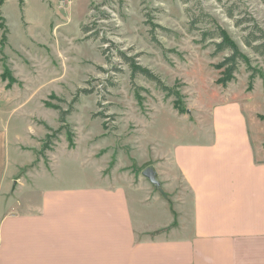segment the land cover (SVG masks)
I'll return each instance as SVG.
<instances>
[{
	"label": "rangeland",
	"instance_id": "obj_1",
	"mask_svg": "<svg viewBox=\"0 0 264 264\" xmlns=\"http://www.w3.org/2000/svg\"><path fill=\"white\" fill-rule=\"evenodd\" d=\"M228 9L238 18L254 16L264 29V0H4L0 117L12 120L17 145L29 150L23 164L33 153L48 164L47 155L59 147V155L76 150L109 170L140 171L155 149L197 139L191 122L198 121V101L210 106L222 97L215 65L228 54L213 55L214 46L201 43L199 28H214L204 22L192 28L202 11L252 58L258 71L252 90L244 63L226 90L245 84L247 110L264 120V60L245 44L247 31ZM85 24L92 27L86 34ZM120 51L179 94H168L142 74L132 79ZM57 107L68 111L65 126ZM251 122L263 135L264 121Z\"/></svg>",
	"mask_w": 264,
	"mask_h": 264
},
{
	"label": "crops",
	"instance_id": "obj_2",
	"mask_svg": "<svg viewBox=\"0 0 264 264\" xmlns=\"http://www.w3.org/2000/svg\"><path fill=\"white\" fill-rule=\"evenodd\" d=\"M226 89L197 139L153 151L161 189L76 150L23 164L0 117V264H264V120Z\"/></svg>",
	"mask_w": 264,
	"mask_h": 264
},
{
	"label": "trees",
	"instance_id": "obj_3",
	"mask_svg": "<svg viewBox=\"0 0 264 264\" xmlns=\"http://www.w3.org/2000/svg\"><path fill=\"white\" fill-rule=\"evenodd\" d=\"M4 0H0V6L3 4ZM228 14L231 18L235 19V23L237 26L243 27V30L247 31V35L244 37L245 44L252 48L258 55H260L264 60V29L259 25L257 20L254 16H244L238 18L234 13L233 9H228ZM194 17H196L194 15ZM204 22L207 25L213 24V29H201V43L209 42L214 46L213 55H217L219 53L228 52L227 55L224 56L223 60L220 63L216 64L215 67L221 70V77L218 80V83L222 86L226 87L228 83L236 79V73L239 69L241 63H244L248 70L250 71V85L249 89L252 90L254 78L256 77L257 68L254 67L252 58L246 54L238 43L232 38V36L228 33V31L221 27V25L215 22L211 16L202 11L201 15L193 20L192 28H196V24ZM91 25H84L83 30L86 33L91 31ZM155 40H157L155 38ZM107 42V39L105 40ZM208 43V44H209ZM120 55L125 59V61L129 64L131 68V78L135 79L138 74L144 75L147 79L154 81L160 88L164 91H167L168 94L173 93V89L166 85L160 75H158L154 70L151 68L142 65L136 59L135 56H127L126 53L120 51ZM175 95L179 93L176 91L174 92ZM60 111V120L65 126L66 124V115L68 111H64L60 107H57ZM181 110H184L181 109ZM49 137V136H48ZM70 144L73 145V140H69ZM49 144L45 143L44 150L48 148Z\"/></svg>",
	"mask_w": 264,
	"mask_h": 264
},
{
	"label": "water",
	"instance_id": "obj_4",
	"mask_svg": "<svg viewBox=\"0 0 264 264\" xmlns=\"http://www.w3.org/2000/svg\"><path fill=\"white\" fill-rule=\"evenodd\" d=\"M144 175L154 184L156 185L159 189H161V183L158 179L157 176V171L155 169V167L153 166H148L146 167V169L144 170Z\"/></svg>",
	"mask_w": 264,
	"mask_h": 264
}]
</instances>
